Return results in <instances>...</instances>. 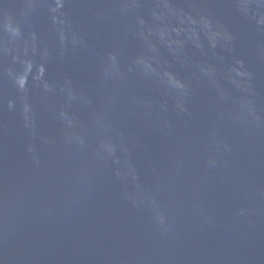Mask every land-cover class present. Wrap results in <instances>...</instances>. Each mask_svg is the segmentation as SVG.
Wrapping results in <instances>:
<instances>
[{"label":"water","instance_id":"1","mask_svg":"<svg viewBox=\"0 0 264 264\" xmlns=\"http://www.w3.org/2000/svg\"><path fill=\"white\" fill-rule=\"evenodd\" d=\"M0 264H264V0H0Z\"/></svg>","mask_w":264,"mask_h":264}]
</instances>
